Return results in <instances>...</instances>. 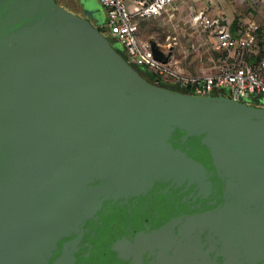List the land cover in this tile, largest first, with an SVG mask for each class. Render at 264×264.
Segmentation results:
<instances>
[{"label":"water","instance_id":"95a60500","mask_svg":"<svg viewBox=\"0 0 264 264\" xmlns=\"http://www.w3.org/2000/svg\"><path fill=\"white\" fill-rule=\"evenodd\" d=\"M248 101L148 81L54 0H0V264H264Z\"/></svg>","mask_w":264,"mask_h":264},{"label":"built area","instance_id":"2783aa9c","mask_svg":"<svg viewBox=\"0 0 264 264\" xmlns=\"http://www.w3.org/2000/svg\"><path fill=\"white\" fill-rule=\"evenodd\" d=\"M106 13L105 27L122 45L126 61L135 66H145L156 82L178 86L189 93L211 95L215 90L228 86L232 98H249L253 93L264 97V55L254 60L247 57L259 51L262 36L258 26L248 24L244 30L232 33L224 19L207 16L197 11L190 26L198 28L197 42H192V52L204 45L218 53L215 70L206 75L186 73L173 55L160 48L167 55L166 62L153 57L151 39L141 36L143 24L166 13L175 0H99ZM172 14V13H171ZM168 13V18H171ZM184 26V25H183Z\"/></svg>","mask_w":264,"mask_h":264},{"label":"rangeland","instance_id":"374dc122","mask_svg":"<svg viewBox=\"0 0 264 264\" xmlns=\"http://www.w3.org/2000/svg\"><path fill=\"white\" fill-rule=\"evenodd\" d=\"M56 1L65 11L88 21L105 37L108 45L113 50L122 53L123 49L119 41L113 37L105 27L106 13L99 0ZM243 4L245 13L250 18V21L245 23L240 22L238 26L235 25V33H238L239 30H244L248 24H252L258 26V32L262 36V43L260 42L259 44V51L256 53L253 52L247 57L248 61H252L257 55H264V0H255L247 3L243 2ZM231 11L232 10H230V12ZM171 16V19L174 18L175 21L171 20L169 23L149 21L145 23L142 28V36L157 42L173 55L175 61L181 66L188 68V70H192L196 67L198 71L200 68H206L207 70L205 71H209L211 65L215 66L219 54L213 51L210 45H204L200 47L198 51L192 52L190 48L191 43L199 40L196 36V32L187 33L180 23H178L179 19H176L173 14H171ZM140 67L146 70L145 66ZM220 92L226 98L232 99L233 97L228 86L222 87ZM259 96L260 95L253 93L250 98L257 99Z\"/></svg>","mask_w":264,"mask_h":264},{"label":"crops","instance_id":"0c3cea01","mask_svg":"<svg viewBox=\"0 0 264 264\" xmlns=\"http://www.w3.org/2000/svg\"><path fill=\"white\" fill-rule=\"evenodd\" d=\"M250 1L253 2L255 0H175L174 4L168 9L166 13H163L162 16L152 21H159V23H169L171 20L175 21L174 18L171 19L167 17L168 13H172L176 19H179L178 23H180L187 33H194L198 31V28L196 29L195 27L190 26L191 19L197 11L201 10L209 17H220L224 19V22L227 24L230 31L235 33V25L238 26L240 22L245 23L250 21V18L246 15L245 9L243 7V2L247 3ZM230 10L232 11L230 12ZM181 67L186 73L192 75H206L212 73L215 70V66L212 65L209 67V71H205L207 70L206 68H200L198 71L196 67H194L192 70H188V68L183 66ZM259 98H263V96H259Z\"/></svg>","mask_w":264,"mask_h":264},{"label":"trees","instance_id":"16d2710c","mask_svg":"<svg viewBox=\"0 0 264 264\" xmlns=\"http://www.w3.org/2000/svg\"><path fill=\"white\" fill-rule=\"evenodd\" d=\"M122 55L123 57L125 58V55L122 51ZM132 66H135V65H132ZM135 67H138L140 69V74L145 78L147 79L148 81L154 83V84H157V85H160V86H163V87H167L169 89H172V90H176V91H180V92H186V93H189L186 89H183L181 87H178V86H173V85H169V84H165V83H162V82H156L153 75L150 74L147 70H144L142 69V67H139V66H135ZM221 89L219 90H215L214 92H212L211 94L212 95H215V96H221ZM223 96V95H222ZM249 100H251V98L249 97Z\"/></svg>","mask_w":264,"mask_h":264},{"label":"flooded vegetation","instance_id":"af4514ba","mask_svg":"<svg viewBox=\"0 0 264 264\" xmlns=\"http://www.w3.org/2000/svg\"><path fill=\"white\" fill-rule=\"evenodd\" d=\"M55 1V3L60 7V8H62V9H64L62 6H60L58 3H57V1L56 0H54ZM65 10V9H64ZM94 27V26H93ZM95 28V27H94ZM96 29V28H95ZM97 30V29H96ZM104 37V36H103ZM105 38V37H104ZM118 54H120L122 57H123V55H122V53H119V52H117ZM138 72H140V69L138 68V67H135V66H133ZM212 95V94H211ZM222 96V95H221ZM264 98V97H263ZM263 98H257V99H251L250 101H248V102H244V103H246L247 105H249V106H254V107H264V103H261L260 101L263 99Z\"/></svg>","mask_w":264,"mask_h":264}]
</instances>
